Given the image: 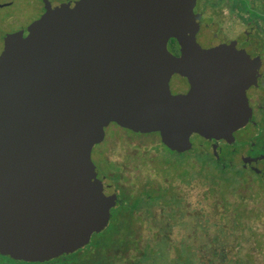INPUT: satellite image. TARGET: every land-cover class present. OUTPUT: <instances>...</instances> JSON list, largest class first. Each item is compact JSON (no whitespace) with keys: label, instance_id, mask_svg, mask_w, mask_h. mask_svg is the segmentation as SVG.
<instances>
[{"label":"water","instance_id":"water-1","mask_svg":"<svg viewBox=\"0 0 264 264\" xmlns=\"http://www.w3.org/2000/svg\"><path fill=\"white\" fill-rule=\"evenodd\" d=\"M196 2L79 0L6 40L0 254L47 262L108 226L116 198L105 194L92 151L110 125L159 133L179 153L192 148V135L230 140L243 126L244 87L228 68L239 58L198 45ZM171 39L180 58L168 50ZM175 75L188 92H172Z\"/></svg>","mask_w":264,"mask_h":264},{"label":"flooded vegetation","instance_id":"flooded-vegetation-1","mask_svg":"<svg viewBox=\"0 0 264 264\" xmlns=\"http://www.w3.org/2000/svg\"><path fill=\"white\" fill-rule=\"evenodd\" d=\"M77 1L79 0L5 1L3 5H0V9L13 12H7V16L0 15V55L4 52L5 42L8 38L23 33L35 22L41 20L49 11L58 10L64 5ZM194 13L198 17L199 23V30L196 34L198 45L204 50L224 47L228 49L230 54H235L239 58L235 67L232 64L228 68H231V73H235L236 76L239 75L237 80L239 79L244 87L245 112L242 114L244 124L232 133L230 140H207L199 135H192L190 139L192 148L183 153L167 148L162 143L159 133L152 134L159 135L161 143L169 152L180 156L190 154L194 150L193 137L200 138L204 143H201L198 148L207 151L212 156L215 168L217 167L230 185L229 191L233 188L241 189L242 187L251 190L257 186L264 189V0H197ZM171 40L175 42V50L170 49L169 44L168 50L180 58L181 47L175 39ZM224 66L227 69V64ZM173 79L174 87L179 93L188 92L190 86L187 79L179 75H175ZM103 142L108 143L106 133ZM215 146H217L216 152H214ZM139 148L136 146L132 153L123 157L122 165L109 162L106 158L109 165L115 170H121L122 174H102L104 176L105 194L115 196L116 204L110 210L108 226L101 233L111 225L112 221L118 220L139 222L136 227V234L138 235V225L142 226L150 222L149 229L153 230L155 235L153 242L148 239L139 249V253L144 255L146 249L156 248L155 244L161 241L163 237L160 225L163 220L162 217H167L171 213V216L176 220V216L180 213L181 216L191 214L188 210L193 208L195 174L182 169L180 172L179 169L180 177L177 178L176 182L170 184L168 180L163 179L156 172L162 178L161 183L147 180L145 183H138L137 189L132 188L128 182L129 179L126 182L121 180V175L125 173L123 165L135 164L136 168H140L145 167L150 160H153L149 159V153L140 155L138 153L140 152ZM193 159L195 161V157ZM154 162H156V158L153 160ZM166 164L169 165V162ZM198 170L199 176L203 177V186L209 190L210 179L202 176V173L210 171L211 166L201 165ZM184 173H186L185 179L181 178ZM221 180H223L222 177ZM167 185L170 188H165ZM139 188L142 191L137 193ZM169 190L173 193L171 195L173 203L164 206V195L169 194ZM128 196H133V198L128 200ZM136 234L132 231L128 232L125 250L134 244ZM94 235L89 245L67 256H61L47 262H27L0 254V264H94L90 259L91 255L88 254L90 249L87 250ZM182 247L183 236L174 246L176 254L178 249H182ZM97 250L94 248L92 252L96 254ZM111 264L115 263L112 262Z\"/></svg>","mask_w":264,"mask_h":264},{"label":"rangeland","instance_id":"rangeland-1","mask_svg":"<svg viewBox=\"0 0 264 264\" xmlns=\"http://www.w3.org/2000/svg\"><path fill=\"white\" fill-rule=\"evenodd\" d=\"M5 1L7 0H0V5H3ZM7 12L12 13L13 11L0 9V15L4 14L7 16ZM171 89L174 94H177V90L174 87V79L171 83ZM105 133L107 134L108 143L103 142L102 144L97 145L92 152V160L101 174H122L121 170H115L112 168L109 165V162L122 165L124 162L123 157H125L128 153H132L133 148L136 146L140 147V152H138L140 155H143V153H149V159L155 160L156 158V162L153 163V160H150L145 167L136 168L135 164L123 165L125 173L124 175H121V180L122 182H126V180L129 179L128 182L132 188L137 189L138 183H145L147 180L155 183H161L162 178H160L156 172H158L163 179L168 180L170 184L178 180L177 178L180 177L181 169L185 171L189 170L191 173L199 175L198 169L201 167L202 162L201 159L196 158V155L200 150L198 146L201 143H204L200 138L193 137V142H195L194 150L190 154L180 156L169 152L163 146L159 135L157 134L139 135L124 130L115 124L110 125V127L106 129ZM106 151L107 155L105 156ZM209 152L211 153V150ZM193 157H195V161ZM167 162H169V165L166 164ZM212 165L211 170L203 172L202 176L204 175L205 178L210 180H220L222 187L218 194L211 196L209 193L210 189L208 190L202 185V180L199 179L201 177L200 176L199 178H196L193 183V208H189L188 210L191 214L181 216L180 213L176 216V220H174L171 216V213L170 215H167V217H162L163 221L170 224L169 226H171V224L173 225L170 230L164 229V231H162L163 244L170 246V259L173 260L176 258L177 254L174 246H176V243L186 233L185 229L178 226V224L186 223L190 218L189 220L191 221L190 223L193 224L194 232L196 233L195 235H202V233L209 228L211 222H217L223 225L221 218L225 214L233 212V206L236 207V205L239 204L244 212L242 215L240 213L243 220L240 221L241 218H239L240 228L237 232L238 238L242 241L244 246L241 256H244L251 250L252 254L255 256V264H264V189L257 186L255 189H251L253 191L249 190L247 187H242L241 189L233 188L229 191V183L225 178H223L217 167L215 168V165ZM221 177L223 180H221ZM165 188H170V186L167 185ZM141 191L142 189L139 188L137 193H140ZM227 191V196H222L219 200L220 193L222 195H226L225 193ZM168 193L169 195H173L171 190H169ZM204 194L207 196L205 197ZM127 198H129L128 200H131L133 196H128ZM149 228L150 222L147 224L145 223V225L142 226L138 225L136 244H132L128 250H125L121 256H118V258L113 262L121 264H136V258L139 257V249L147 242L148 239L153 242L155 232ZM94 238L92 242L95 241ZM166 238H168V240ZM147 250L148 249L145 251ZM225 254L233 257V254L231 255L230 252H225ZM143 261L145 262V260ZM157 261L158 262L155 264H165L167 262L165 258L161 256L157 259ZM149 264L152 263L149 262Z\"/></svg>","mask_w":264,"mask_h":264},{"label":"trees","instance_id":"trees-1","mask_svg":"<svg viewBox=\"0 0 264 264\" xmlns=\"http://www.w3.org/2000/svg\"><path fill=\"white\" fill-rule=\"evenodd\" d=\"M169 47L175 50V42L173 40H170ZM196 158L201 159L202 165H215L212 156L205 150L200 149ZM185 177L186 173L181 175V178L185 179ZM199 177V175H195V179ZM199 179L203 182V177ZM219 182L220 180L216 179L210 180L208 187L211 196H215L221 190L222 186ZM225 194L226 195H222L220 193L219 200L220 197L227 196L228 191ZM163 200L166 201H164V206L173 203V197L169 194L164 195ZM233 208V212L227 213L221 218L223 225L217 222H211L209 228L205 230L202 235H195L196 233L194 232V227L193 224L190 223V220L186 223L178 224V226L185 229L186 233L183 236V247L182 249H178L175 259H170V246L163 244L162 237L161 241L155 244L156 248H149L144 255L139 253V257L136 258V264H149V262L155 264L158 262L157 259L160 256L167 261L165 264H255V256L252 254L251 250L244 256H241L244 246L242 241L239 240L237 232L240 228L239 218H241L244 212L239 204L236 205V207L233 206ZM242 218L240 221L243 220ZM137 224H139V222L114 220L103 233L94 235V237H96H93L95 241L87 248V250L90 249L88 254L91 255L90 259L94 264H111L118 256H121L127 246V234L130 231L136 234ZM160 225L161 232L164 231V229L170 230L173 226L172 224L169 226L170 224L163 220ZM134 244H136V238H134ZM94 248H96V250L98 249L96 254L92 252ZM225 252H230L231 255L233 254V257L227 256ZM143 260H145V262Z\"/></svg>","mask_w":264,"mask_h":264}]
</instances>
